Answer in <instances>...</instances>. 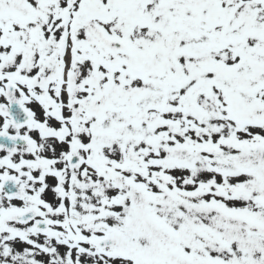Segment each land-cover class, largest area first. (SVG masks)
<instances>
[{"label":"snow or ice","instance_id":"6c2138e0","mask_svg":"<svg viewBox=\"0 0 264 264\" xmlns=\"http://www.w3.org/2000/svg\"><path fill=\"white\" fill-rule=\"evenodd\" d=\"M0 264H264V0H0Z\"/></svg>","mask_w":264,"mask_h":264}]
</instances>
